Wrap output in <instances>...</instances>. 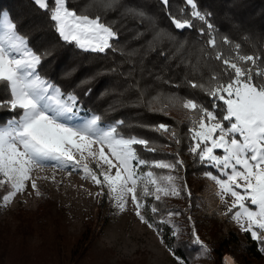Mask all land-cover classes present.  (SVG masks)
I'll list each match as a JSON object with an SVG mask.
<instances>
[{"label":"snow or ice","instance_id":"obj_1","mask_svg":"<svg viewBox=\"0 0 264 264\" xmlns=\"http://www.w3.org/2000/svg\"><path fill=\"white\" fill-rule=\"evenodd\" d=\"M32 2L48 13L49 23L56 34L55 40L60 44L74 46L78 51L104 53L111 49V40L117 38V34L102 23L99 16L93 18L77 14L69 9L67 0ZM99 2L105 11L122 7L121 0ZM161 3L167 6L169 0H161ZM186 4L191 7L190 17L203 22L209 32L213 31V25L208 22L210 13L202 14L194 0H186ZM126 12L134 17L146 16L139 8H129ZM169 16L177 30L192 27L191 19H177L171 17L170 13ZM223 42L228 43L226 37ZM208 43L210 47H215L214 39ZM37 47L40 45L37 44ZM239 48L240 45H235L238 62H231V58L222 59L223 54L217 53L215 59H222L221 73L210 75L206 84L190 83V87L199 88L212 98L211 109L193 99L178 96L168 99L173 103L179 101L183 109L191 110L192 128L189 131L194 144L190 145V152L202 164L217 170L218 175H207L218 185L222 199L230 194L232 203L228 211L233 213L235 210L232 219L241 225L242 231L250 234L253 241L262 245L259 251L264 254V71L257 67L253 73L251 68L238 66V63L247 62L255 66L260 59L240 55ZM56 56L55 42H50L49 47L38 53L29 45V40L17 31V24L9 12L0 10V96L7 97L0 99V110L20 111L18 117L0 124V185L7 183L10 187L0 198L2 206H7L17 192L24 190L25 182L31 180L30 173L34 168L51 165L83 170L86 178L91 177L100 186V194L107 189L108 199L121 211L130 197L137 217L149 227H154L155 223H149L141 213L146 206L142 197L153 195L149 185L154 186L156 200L160 199L161 193L168 194L169 190L158 184L152 171L143 174L139 171L140 166L150 165L137 155L134 145H141L148 151L155 149L146 139L122 134L118 130L122 121L102 124L100 115H81L77 107L78 98L71 92L65 94L61 87L38 72L43 59ZM74 74V69L68 70L62 74V78L70 79ZM86 94H90V90ZM156 130L167 131L168 128L159 125ZM93 144L101 146L96 171L76 161L73 156L74 152H78L83 159L87 150L90 156L96 157L97 153L92 151ZM104 146L116 164L105 154ZM217 149L222 150L223 154L216 155L214 150ZM100 160L103 164L99 163ZM182 163L177 159L175 164L158 161L151 166L170 169ZM105 166L108 171L104 170ZM112 168L116 169L114 175L110 174ZM173 179L172 176L167 177L169 181ZM31 182L35 189L36 181ZM138 184L140 192L137 191ZM171 194L177 195L178 192L172 188ZM157 211V208H151L153 214ZM160 223L168 221L161 220ZM157 231L160 229L157 228ZM177 235V232H172L174 238ZM192 235V242L198 246L199 254L208 255L210 249L194 229ZM169 251L178 264H185L182 258L175 256L171 246Z\"/></svg>","mask_w":264,"mask_h":264},{"label":"trees","instance_id":"obj_2","mask_svg":"<svg viewBox=\"0 0 264 264\" xmlns=\"http://www.w3.org/2000/svg\"><path fill=\"white\" fill-rule=\"evenodd\" d=\"M194 3L202 14L210 13L208 22L213 25V31L209 32L203 22L190 17L191 7L186 0H169L167 6L161 0H121L122 7L108 11L99 0H67L70 10L93 18L99 16L100 21L117 34V38L111 40V49L93 53L78 51L74 46L56 41L48 13L32 0H0V10L9 12L17 24V31L29 40L35 51L39 53L49 47L50 42L57 44V56L43 59L38 68L43 78L61 87L65 94L73 93L78 98L77 105L84 111L100 115L101 123L122 121L118 129L122 134L148 140L155 151L134 145L141 159H163L172 164L177 159L183 162L172 169L180 174V193L187 201V207L182 210L189 216L190 227L185 237L175 238L159 229L175 255L184 261L196 251L192 242L193 229L200 235L205 228V233L214 237L211 227L202 224V218L207 216L195 213V199L203 183L197 176L217 171L202 164L189 150L193 143L189 131L191 110L183 109L179 101L173 103L168 98L193 99L211 109L212 98L199 88L190 87V83L206 84L210 75L221 73L223 58L236 60L237 44L240 55L260 57L255 66L252 62L238 65L251 68L253 73L257 67L264 71V0H194ZM129 8H139L146 16L134 17L126 12ZM169 13L177 19H191L192 27L177 30ZM161 32L167 35H158ZM225 37L228 43L223 42ZM210 39H214L215 47L209 46ZM217 53L223 54L221 60L215 59ZM73 69L75 74L70 79L62 78L64 72ZM89 90L90 94H86ZM0 99L7 97L0 96ZM19 114V110H0V123ZM159 125L167 126L168 130H156ZM38 201H43L39 207L43 213V205L47 202L44 190ZM164 205L163 200H153L152 207L158 211L155 214L150 211L151 222L158 223ZM24 213V209L17 208L14 216L26 219ZM20 225L29 228L28 222ZM88 233L83 230V235L73 241L71 247L76 253L83 249V243L86 245ZM56 238L58 240L60 234ZM22 241L23 237L14 242L13 248H22ZM47 241L48 248L56 250L57 241ZM213 241L207 247L216 261L222 253L230 252L240 264L252 262L254 247L244 241L242 233L231 228ZM11 244L5 236L0 237V264L3 251Z\"/></svg>","mask_w":264,"mask_h":264},{"label":"rangeland","instance_id":"obj_3","mask_svg":"<svg viewBox=\"0 0 264 264\" xmlns=\"http://www.w3.org/2000/svg\"><path fill=\"white\" fill-rule=\"evenodd\" d=\"M231 62L236 60L232 59ZM77 107L81 115L92 114L82 110L78 105ZM100 147L97 144L92 145V151L97 153L96 157L90 156L85 150L83 159L78 152L73 153L74 159L96 171ZM104 151L108 158L113 160V164H116V160L111 157L106 146ZM214 152L216 155L223 154L220 149ZM146 161L150 166H140L139 171L142 174L152 171L158 184L169 190L168 194H160L165 210L159 215L158 223L154 227H149L137 217L130 197L125 209L119 210L116 204L108 199L107 189H104V194H100V186L96 185L91 177L86 178L83 170L51 165L34 168L30 173L31 180L25 182L24 190L17 192L7 206H2L3 202L0 199V237L5 236L9 243H13L3 251L1 264L2 262L4 264H178L157 228L165 230L170 235L175 231L178 233L176 237H185L190 227L189 216L182 210L187 207V201L180 193V174L172 168L155 170L156 167L151 166L158 161L170 163L168 160ZM99 163L103 164V161L100 160ZM104 170L108 171L107 166ZM115 171L116 169L112 168L110 174L114 175ZM207 173L211 172H204L197 176L203 180V183L196 193L195 213L207 216L202 218V224L211 227L210 231L214 237L205 233L204 228L199 238L209 246L217 236L225 234L232 228L242 233L244 241L254 247L255 255L249 264H264V254L259 251L262 245L253 241L250 234L242 231L241 225L232 219L235 210L233 213L228 211L232 197L226 194L222 199L218 185ZM211 174L218 175V173ZM168 176L174 179L169 181ZM32 180L36 181L35 189L32 187ZM149 188L153 191V195L142 197L146 206L141 209V213L149 223H153L149 219V213L155 200V190L152 185H149ZM172 188L178 192L177 195L171 194ZM9 190L7 183L0 185V198ZM43 190L47 202L43 205L42 213L39 207L43 201L38 200ZM137 191H141L139 184ZM38 202L41 203L38 205ZM17 208L25 210L26 219L14 216ZM161 220H166L168 223H160ZM24 222H28V229L20 225ZM83 230L89 231L88 239L84 241L86 245L83 243V249L76 253L71 245L80 234L83 235ZM57 234H60L58 240ZM22 237V248H13L14 242ZM47 239L52 242L57 241L56 250L52 251L51 246L50 249L48 248ZM195 247L196 251L188 261H184L185 264H226L224 260L226 254L229 255L231 264H240L230 252L222 253L216 261L210 253L200 255L198 246L195 245ZM66 257L69 258L65 260Z\"/></svg>","mask_w":264,"mask_h":264},{"label":"bare ground","instance_id":"obj_4","mask_svg":"<svg viewBox=\"0 0 264 264\" xmlns=\"http://www.w3.org/2000/svg\"><path fill=\"white\" fill-rule=\"evenodd\" d=\"M224 260H225V263L226 264H228V263H230L231 264V260H230V257H229V255L228 254H226L225 256H224Z\"/></svg>","mask_w":264,"mask_h":264}]
</instances>
